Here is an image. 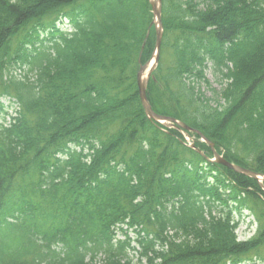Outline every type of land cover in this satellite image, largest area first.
<instances>
[{"label":"trees","instance_id":"16d2710c","mask_svg":"<svg viewBox=\"0 0 264 264\" xmlns=\"http://www.w3.org/2000/svg\"><path fill=\"white\" fill-rule=\"evenodd\" d=\"M162 2L170 53L148 84L152 109L264 174V0ZM64 8L75 32L35 48L33 25ZM149 22L147 0H0V91L20 104L0 124V264L264 263L256 182L143 113L135 75ZM209 67L226 80L215 99L201 88ZM245 210L258 227L240 242Z\"/></svg>","mask_w":264,"mask_h":264},{"label":"water","instance_id":"95a60500","mask_svg":"<svg viewBox=\"0 0 264 264\" xmlns=\"http://www.w3.org/2000/svg\"><path fill=\"white\" fill-rule=\"evenodd\" d=\"M150 4H151V7H152L153 14L156 17L157 22H158V27L156 28V41H155V50H156L157 54L155 56V62L154 63H156L157 60H158V52H159V48H160L161 33H162L161 24H160V0H153V1H151ZM141 71H142V68L140 69V72L137 75V89H138V95H139L140 103H141V105L143 107V110H144V113H145L146 117L148 119H152L154 121L165 120L167 122L175 123V121L173 119L162 118V117L156 116L152 112V110L150 108V105H149V103L147 101V98H146V85H147V81H148V77L149 76H146L145 78H141ZM178 126L180 128H182V129L186 130V131L194 132L196 135H198L200 138H202L205 141V143L210 148V150L212 152V155H213V160H208L209 162H214L216 164H220V165L224 166L225 168H227V169H229V170H231V171H233V172H235L237 174H240V175H243V176H246V177H250L252 179H258V176H259L258 174L254 173V172H251L249 170H246L244 168H241L239 166L233 165V164L228 163L227 161H225L221 156L218 155V153H216V151L213 148V144L210 143L208 140H206L204 138V136L201 133H199L198 131L192 130V129L188 128L187 126L183 125V124H178ZM191 148L193 150H195V152H197L198 154L202 155L198 151V149L194 148L193 146H191ZM261 177H262V179L264 181V176H261Z\"/></svg>","mask_w":264,"mask_h":264},{"label":"rangeland","instance_id":"374dc122","mask_svg":"<svg viewBox=\"0 0 264 264\" xmlns=\"http://www.w3.org/2000/svg\"><path fill=\"white\" fill-rule=\"evenodd\" d=\"M168 54H165L164 58H166ZM206 76H207V80L209 81V89L210 90H214L216 93L224 87V83L222 81V83H219L220 82V78L217 77V76H213L211 74L210 71H207L206 72ZM203 90L205 91V94L206 96L208 97H214V94L208 90L207 88L203 87ZM252 221V218L250 217L249 219H247L246 221ZM255 229H256V224L253 225L252 229H250V231L248 233H245V228H244V225H240L238 230H237V235H238V238L240 240L242 239H245V238H248V237H251L253 235V233L255 232ZM247 264V263H246Z\"/></svg>","mask_w":264,"mask_h":264}]
</instances>
